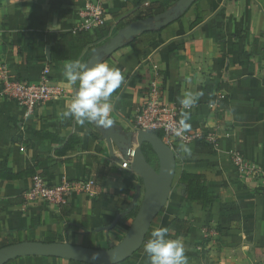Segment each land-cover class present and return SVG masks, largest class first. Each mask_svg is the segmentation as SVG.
I'll list each match as a JSON object with an SVG mask.
<instances>
[{
  "label": "crops",
  "instance_id": "1",
  "mask_svg": "<svg viewBox=\"0 0 264 264\" xmlns=\"http://www.w3.org/2000/svg\"><path fill=\"white\" fill-rule=\"evenodd\" d=\"M176 1L105 0L102 27L108 28V35L98 40L89 31L93 45L77 58L51 62L47 54L50 48L60 49V36L79 29L84 1L0 0V71L31 83L46 76L63 93L58 101L37 106L28 115L17 103L0 100V171L28 174L9 181L0 178L2 238L14 244L56 242L94 249L110 248L123 239V228L117 223L109 227L128 208L124 203H131L141 180L110 157L101 131L63 115L79 89V81H67L65 66L76 60L86 64L90 47ZM197 18L201 20L191 27ZM160 31L135 37L101 61L124 77L109 98L113 126L122 133L132 130L134 112L155 75L169 105L181 104L187 92L202 93L187 121V132L199 134V139L175 143L171 151L175 172L202 176L214 202L202 210L172 189L128 264H150L144 245L155 228H167L173 218L190 224L186 235L175 236L169 230L167 236L182 241L188 264H264V0H197ZM73 136L77 139L71 140ZM211 136L214 143L209 142ZM182 145L191 155L181 151ZM140 148L147 152L150 147ZM233 152L242 155L256 176L237 171ZM113 157L121 159L116 148ZM35 176L51 185L62 179L92 180L93 194L74 196L58 207L29 202L25 193ZM206 229L210 234L205 239ZM7 264L84 263L30 256Z\"/></svg>",
  "mask_w": 264,
  "mask_h": 264
},
{
  "label": "water",
  "instance_id": "2",
  "mask_svg": "<svg viewBox=\"0 0 264 264\" xmlns=\"http://www.w3.org/2000/svg\"><path fill=\"white\" fill-rule=\"evenodd\" d=\"M196 1L177 0L171 8L162 13L126 25L106 43L95 48L86 64L93 67L101 63L104 58L110 57L135 37L168 27L189 10ZM91 124L101 131L110 157L119 163L129 161L131 172L141 180V185L136 188L128 208L109 227H114L117 221L125 217L140 201L125 236L118 244L107 249H94L56 242L25 241L11 244L0 248V264H7L13 259L30 256L60 258L84 264H120L142 247L151 224L163 210L173 188L175 182L174 155L156 133L141 131L134 134L132 130L122 133L114 126L104 129L94 123ZM144 144L148 145L155 155L158 161V170L153 169L142 152L140 147ZM134 145L137 147L133 148ZM113 148L120 152L121 159L113 157ZM113 257L116 259L114 260Z\"/></svg>",
  "mask_w": 264,
  "mask_h": 264
},
{
  "label": "built area",
  "instance_id": "3",
  "mask_svg": "<svg viewBox=\"0 0 264 264\" xmlns=\"http://www.w3.org/2000/svg\"><path fill=\"white\" fill-rule=\"evenodd\" d=\"M83 7L80 12L82 31H93L102 27L105 23L106 9L105 0H83ZM63 96L59 86L53 84L48 77L42 76L38 83L24 82L19 79L8 77L3 70L0 71V100H9L17 103L23 108L25 114H32L37 106L51 101H58ZM192 107L184 109L181 104H167L162 98L160 83L153 76L144 94L143 103L138 106L133 116L132 132H160L161 140L170 149L175 143L188 144L199 139L197 133L185 132L182 136H175L174 129L182 118L183 112L189 116ZM210 143H214L211 136ZM231 160L237 171L242 175L256 176V171L247 166L239 152L231 153ZM120 168L136 176L130 170V162L123 161ZM92 180H68L62 179L57 184L51 185L42 177L35 176L25 198L29 202H42L48 205L63 206L69 200L78 195L91 196L94 189ZM207 229L204 231V238L209 236Z\"/></svg>",
  "mask_w": 264,
  "mask_h": 264
},
{
  "label": "clouds",
  "instance_id": "4",
  "mask_svg": "<svg viewBox=\"0 0 264 264\" xmlns=\"http://www.w3.org/2000/svg\"><path fill=\"white\" fill-rule=\"evenodd\" d=\"M65 76L71 84L79 81V89L63 115L73 117L80 125L90 122L104 129L111 128L114 121L110 115L113 109L109 98L122 85L124 77L121 71L110 68L105 63L89 67L76 60L66 64ZM201 94L185 93L184 98L180 100L182 107L191 108ZM188 120L189 113L183 112L182 118L178 121L179 126L174 129L175 136H182L190 130ZM181 151L191 155V149L186 145L181 146ZM168 233L169 229L163 227L155 228L151 232V238L144 245L150 264H188L182 241L168 239Z\"/></svg>",
  "mask_w": 264,
  "mask_h": 264
},
{
  "label": "trees",
  "instance_id": "5",
  "mask_svg": "<svg viewBox=\"0 0 264 264\" xmlns=\"http://www.w3.org/2000/svg\"><path fill=\"white\" fill-rule=\"evenodd\" d=\"M181 17V16H180ZM147 17H144L142 19H145ZM201 19L197 18L193 23H191V27L195 26L199 23ZM161 31H155L152 33H159ZM93 35L98 40H101L105 36L108 35V28L101 27L98 29L93 30ZM107 40L104 42L106 43ZM102 43V44H104ZM94 44V40L92 36L86 32L82 31L80 29L72 30L64 35H61L60 38L57 40V45L60 46L59 50L55 48H50L49 52L47 54L49 61H59L64 60L65 58H77L79 54L86 48L87 46H91ZM102 44H99L97 46L90 47V54L92 51L101 46ZM89 124V122L85 123ZM158 137H162V134L160 132H156ZM77 137L73 136L71 140H76ZM150 149V148H148ZM142 152L144 153L145 157H147L146 150L144 148H141ZM149 162V160H147ZM150 163V162H149ZM28 175L26 172L25 174H18L14 175L11 173H8L7 171H0V178L6 181L9 180H15L20 179L24 176ZM128 187H131V183H127ZM173 191L177 194H179L187 203L191 204H197L201 207L202 210H205L208 208L213 202L214 197L213 195L208 191L207 183L205 179L196 174H191L186 171H180L175 172V182L173 185ZM129 193L128 189L124 191V195L127 196ZM126 207H128L129 204L124 203ZM123 206V204H122ZM137 207L134 206L132 210L127 214L126 217L120 219L117 222V226L123 228L125 231L128 230L132 219L134 218ZM167 228L174 233L175 236H181L186 235L189 231L190 224L185 221L181 220L179 218H173L167 225ZM2 229L0 226V238H2ZM14 244L12 241L8 240L7 237L2 238V247L8 246ZM115 244H110L109 247H113ZM120 264H128V260L120 263Z\"/></svg>",
  "mask_w": 264,
  "mask_h": 264
},
{
  "label": "rangeland",
  "instance_id": "6",
  "mask_svg": "<svg viewBox=\"0 0 264 264\" xmlns=\"http://www.w3.org/2000/svg\"><path fill=\"white\" fill-rule=\"evenodd\" d=\"M146 153H147V157H148V160L150 162V165L153 167V169L158 170V161H157L155 155L153 154L151 148L148 149ZM139 204H140V202L138 203V205H136L137 209H138ZM135 212H137V210Z\"/></svg>",
  "mask_w": 264,
  "mask_h": 264
}]
</instances>
